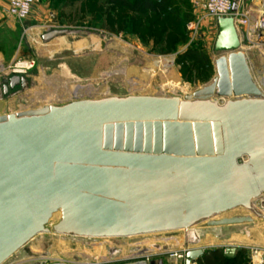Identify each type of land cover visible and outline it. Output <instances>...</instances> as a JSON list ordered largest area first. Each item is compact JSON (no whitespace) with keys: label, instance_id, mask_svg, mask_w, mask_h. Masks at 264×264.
I'll return each mask as SVG.
<instances>
[{"label":"water","instance_id":"water-1","mask_svg":"<svg viewBox=\"0 0 264 264\" xmlns=\"http://www.w3.org/2000/svg\"><path fill=\"white\" fill-rule=\"evenodd\" d=\"M216 22L215 50L224 54L215 62L217 77L194 97L78 100L0 116V264L58 213L53 229L61 233L184 229L188 242L194 225L237 207L261 214L253 204L264 193V93L235 18ZM66 32L55 29L45 39ZM11 79L26 84L19 75ZM250 221L224 217L207 225ZM184 254L193 264L207 253Z\"/></svg>","mask_w":264,"mask_h":264},{"label":"rangeland","instance_id":"rangeland-1","mask_svg":"<svg viewBox=\"0 0 264 264\" xmlns=\"http://www.w3.org/2000/svg\"><path fill=\"white\" fill-rule=\"evenodd\" d=\"M42 2L57 12V30L67 32L46 40L56 25L48 16L40 20L37 8L27 19L17 20L16 32H0V116L99 98L184 100L217 77L215 62L224 53L215 50L216 19L202 17L194 0H171L164 11L154 13L147 9L134 12L106 0H39L37 4ZM158 3L153 0L154 6ZM250 4L251 0L244 5ZM247 15L249 25L237 27L241 50L264 93V31L249 29L256 12ZM169 60L172 68L166 65ZM18 63L27 67L17 70ZM14 75L24 78L25 86L11 87L8 81ZM253 207L261 214L244 208L229 213H246L252 218L247 226L257 225L264 235V193ZM60 220L54 216L46 225L48 230L31 238L3 264H119L142 259L185 264V254H175L195 247L196 231L206 223L190 228L186 249L184 229L93 237L54 230Z\"/></svg>","mask_w":264,"mask_h":264},{"label":"crops","instance_id":"crops-1","mask_svg":"<svg viewBox=\"0 0 264 264\" xmlns=\"http://www.w3.org/2000/svg\"><path fill=\"white\" fill-rule=\"evenodd\" d=\"M249 0L237 1L238 11L248 13L249 11H255L256 16L251 19L252 26L249 29H262L264 31V0H251L250 6L244 4ZM37 7L36 16L43 20L47 16L52 19V13L56 15L57 21L58 14L55 10L48 8L47 4L42 2L35 5ZM8 3L6 0H0V32H16L18 21L11 16L8 11ZM53 22V21H52ZM55 28H59L58 22L53 23ZM214 28L218 31L217 22H215ZM3 53V50H0ZM246 207H237L233 210ZM233 210L222 213L211 220L201 221L199 223L206 222L196 231V237L198 244L190 249H203L206 251V255L202 257L197 263L200 264L205 257L212 256V252L219 251L227 258L226 264H256L259 256L264 255V235L261 229L256 225L255 227L247 226L250 222H243L238 224L222 225V226H208V222L212 220H219L224 217H246V213H229ZM198 224L194 225L196 227ZM183 230V229H182ZM168 231V230H167ZM182 243L186 246L188 242L187 230H183ZM189 246V245H188ZM232 247L235 252L232 256H227L225 253L226 248ZM185 249V247L183 248ZM181 249V250H183Z\"/></svg>","mask_w":264,"mask_h":264},{"label":"built area","instance_id":"built-area-1","mask_svg":"<svg viewBox=\"0 0 264 264\" xmlns=\"http://www.w3.org/2000/svg\"><path fill=\"white\" fill-rule=\"evenodd\" d=\"M8 3V13L15 19L23 21L27 19L34 11L35 5L39 0H6ZM240 1V0H238ZM237 0H194V7L198 10L202 17H234L236 25L241 27H247L250 23L248 13L233 11L234 3ZM202 18L197 20V24L200 23ZM177 256H183L184 253L175 254ZM260 258L256 264H264V255L259 256Z\"/></svg>","mask_w":264,"mask_h":264},{"label":"trees","instance_id":"trees-1","mask_svg":"<svg viewBox=\"0 0 264 264\" xmlns=\"http://www.w3.org/2000/svg\"><path fill=\"white\" fill-rule=\"evenodd\" d=\"M109 4L119 3L123 8L134 12H140L142 9L150 10L151 13L157 12V9L164 11L170 6L171 0H159L157 7L153 5V0H106ZM227 258L219 251L212 252V256H207L200 264H226Z\"/></svg>","mask_w":264,"mask_h":264},{"label":"bare ground","instance_id":"bare-ground-1","mask_svg":"<svg viewBox=\"0 0 264 264\" xmlns=\"http://www.w3.org/2000/svg\"><path fill=\"white\" fill-rule=\"evenodd\" d=\"M166 64V63H165ZM1 65V64H0ZM169 68H172V66H173V62L171 61V60H169V61H167V64H166ZM24 67H27V65L26 64H23V63H18V64H16V68H17V70H20V69H22V68H24ZM11 76V75H10ZM224 100H227V99H224ZM55 216V218L56 219H59L60 217H61V214L60 213H58V214H56V215H54Z\"/></svg>","mask_w":264,"mask_h":264},{"label":"flooded vegetation","instance_id":"flooded-vegetation-1","mask_svg":"<svg viewBox=\"0 0 264 264\" xmlns=\"http://www.w3.org/2000/svg\"><path fill=\"white\" fill-rule=\"evenodd\" d=\"M8 82L10 83V85H11L12 87H15L16 85L19 84L18 82H17L18 84H16V80H15V79H13V80H12V79H9ZM12 83H14V84L12 85Z\"/></svg>","mask_w":264,"mask_h":264}]
</instances>
